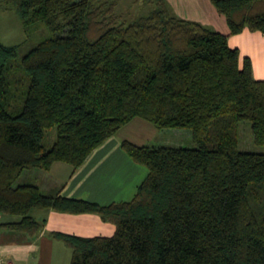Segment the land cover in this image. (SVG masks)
Segmentation results:
<instances>
[{
  "label": "trees",
  "instance_id": "1",
  "mask_svg": "<svg viewBox=\"0 0 264 264\" xmlns=\"http://www.w3.org/2000/svg\"><path fill=\"white\" fill-rule=\"evenodd\" d=\"M29 39L0 41V232L30 239L35 211L94 213L111 236L52 231L71 264H264V153L240 150V123L264 145V79L229 37L264 33V0H211L229 34L178 17L167 0L119 23L116 0H0ZM42 26L51 35L33 41ZM34 42V43H33ZM134 118L187 128L196 147L121 142L148 169L130 201L103 205L44 191L33 170H75ZM56 127L52 146L47 131Z\"/></svg>",
  "mask_w": 264,
  "mask_h": 264
},
{
  "label": "crops",
  "instance_id": "2",
  "mask_svg": "<svg viewBox=\"0 0 264 264\" xmlns=\"http://www.w3.org/2000/svg\"><path fill=\"white\" fill-rule=\"evenodd\" d=\"M173 13L178 17L198 21L213 26L215 6L211 0H167ZM217 10V9H216ZM218 20V19H217ZM216 30L229 34L230 29L221 18ZM260 38L264 41V33L245 29L242 33L231 35L229 43L240 49L242 56H250L255 74V61L251 54L242 49V41ZM146 120L134 118L115 135L94 149L85 162L73 169L64 162H56L49 171H29L21 181L37 178L44 191L61 187V194L67 197L84 198L103 205L113 202L130 201L138 186L144 181L148 169L136 163L122 148L121 142L130 139L134 143L144 145L138 141L145 135L142 129L148 128ZM132 128H139L136 137H132ZM144 140V139H143ZM38 219H46V224L38 236L30 239L26 233L16 230L0 232V256L3 264L13 261L14 264H71V250L61 241L54 239L52 231H62L85 237L111 236L116 227L106 222L94 213H63L53 209L39 210ZM17 216H1L0 220L13 221Z\"/></svg>",
  "mask_w": 264,
  "mask_h": 264
},
{
  "label": "rangeland",
  "instance_id": "3",
  "mask_svg": "<svg viewBox=\"0 0 264 264\" xmlns=\"http://www.w3.org/2000/svg\"><path fill=\"white\" fill-rule=\"evenodd\" d=\"M153 4L149 0H116L115 12L119 23H130L138 17L148 15L153 9ZM215 8V7H214ZM215 17L212 18V25L210 26L216 30L219 19L227 26L226 17L214 9ZM218 19V20H217ZM218 31V30H217ZM22 23V20L14 7L0 1V41L6 45H19L26 42L30 37ZM44 35H51L42 26L36 28L31 34L33 41H38ZM34 43V42H33ZM242 49L245 55L251 54L255 61V78L264 79V41L260 38H253L251 41H242ZM142 119V118H141ZM148 122V121H146ZM148 128L142 129L146 134L140 136L138 141H143L144 145L149 146H177V147H196L193 139V134L187 128H165L158 129L152 123L148 122ZM56 127L47 131L46 143L48 147L52 146L56 139ZM140 131L139 128H132L130 134L136 137ZM144 139V140H143ZM130 140V139H129ZM132 141V140H131ZM240 150L256 153H264V145H258L254 141V134L251 127V122L244 120L240 123ZM26 174V173H25ZM22 175L18 182L25 176ZM37 215V211L34 212Z\"/></svg>",
  "mask_w": 264,
  "mask_h": 264
},
{
  "label": "built area",
  "instance_id": "4",
  "mask_svg": "<svg viewBox=\"0 0 264 264\" xmlns=\"http://www.w3.org/2000/svg\"><path fill=\"white\" fill-rule=\"evenodd\" d=\"M0 264H3L1 256H0ZM6 264H14V262L13 261H8V262H6Z\"/></svg>",
  "mask_w": 264,
  "mask_h": 264
}]
</instances>
